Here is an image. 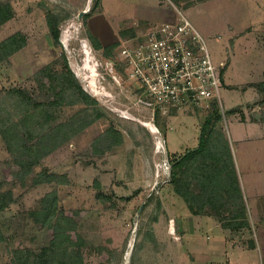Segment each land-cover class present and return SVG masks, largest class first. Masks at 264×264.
I'll return each instance as SVG.
<instances>
[{
  "label": "rangeland",
  "instance_id": "1",
  "mask_svg": "<svg viewBox=\"0 0 264 264\" xmlns=\"http://www.w3.org/2000/svg\"><path fill=\"white\" fill-rule=\"evenodd\" d=\"M97 1L0 0L13 8L10 20L0 27V43L16 36L21 46L0 62V93L26 91L35 102L46 104L42 110L50 106L51 129L63 125L30 171L17 162L22 151L0 134V193L12 195L0 214L6 237L0 242V264H30V253L40 254L51 241L62 248L82 242L85 264H264V94L249 86L264 80V0H208L190 6L172 2L203 37L214 65L229 62L220 89L221 128L229 138L248 208L250 230L239 234L223 230L215 217L190 219L187 205L174 194L162 168L167 156L175 159L199 145L205 111L181 109L172 117L157 113L154 123L165 140L141 122L152 121L147 110L134 104L132 81L121 74L120 84L107 75L97 77L105 70L96 59L112 58L93 47L85 14L81 15L90 13ZM151 1L169 19H178L171 0ZM106 4L120 28L134 20L126 14L138 15L140 9L137 0H106ZM51 13L61 18L57 40L47 22ZM126 30L129 33L120 35V43L133 37L132 30L122 31ZM83 40L95 59L86 69ZM119 50L120 46L114 56ZM68 69L96 104L68 97L57 100L61 87L56 74ZM92 80L106 89L90 88ZM234 108L237 111L230 114ZM36 111L38 120H43L41 108ZM159 140L168 152L157 150ZM53 201L57 224L43 226L46 219L39 213ZM227 234L231 241H225ZM250 241L256 243L255 249Z\"/></svg>",
  "mask_w": 264,
  "mask_h": 264
},
{
  "label": "trees",
  "instance_id": "2",
  "mask_svg": "<svg viewBox=\"0 0 264 264\" xmlns=\"http://www.w3.org/2000/svg\"><path fill=\"white\" fill-rule=\"evenodd\" d=\"M171 1L177 6L183 2L186 3V6H190L207 0ZM189 2L191 3L189 4ZM98 5L99 0L95 3L93 10L84 15L85 24H87V19L97 10ZM12 11L11 5L0 4V27L10 20ZM60 21V16L55 13H51L47 17L50 32L56 40L60 37ZM127 31H123L122 35L127 36L129 33ZM136 33L133 30L130 31V37L136 36ZM88 35L95 49L103 50L105 57H115V52L120 46L119 41L103 46L90 32ZM19 42L16 36H11L0 43V62L20 50ZM225 71L226 67L222 70L223 84L225 82ZM56 75L61 88L57 93L53 87L52 89H54L53 91L56 93L59 102L68 97L69 99L75 98V101L78 99L77 101L82 100L89 104H96V101L82 89L81 84L71 70L59 72ZM249 86L264 94V80ZM44 105L46 104L35 102L32 96L22 89H11L8 92L0 93V134L10 146L15 144L22 151V154H19L16 158L19 164L25 165L27 171L31 170L34 163L41 160V157L45 154L42 152H48L46 143L57 138L58 134L55 131L58 132L63 128V125L50 128V106L42 110ZM36 108H41V119L43 120H38L40 114L36 111ZM203 110L206 116L200 126L199 145L175 159L168 157L171 163V171L166 182L171 183L175 194L184 198L191 211L196 214L212 215L218 219L225 229L239 234L247 228L250 230V221L229 139L221 128L222 110L216 101H213L209 108H203ZM236 111L237 109L234 108L230 111V114H234ZM170 114L175 115L177 111H171ZM16 118L18 119L17 122H15ZM73 128L75 130V127ZM41 129H43L41 136L35 139V134ZM74 130L67 132L66 136H72ZM27 139L31 141L34 139V141L33 143L30 141L31 145H28ZM39 148H42V151L36 154L35 151ZM11 202L12 195L10 193H0V214L8 208ZM39 214L46 219L43 221V226L57 224L56 201L44 205ZM5 240L6 237L0 225V242ZM77 243L79 244L62 248L60 243L51 241L40 254L30 253V264H85L82 253L83 243ZM249 246L255 249L256 243L250 241ZM59 248L62 249L58 251Z\"/></svg>",
  "mask_w": 264,
  "mask_h": 264
},
{
  "label": "built area",
  "instance_id": "3",
  "mask_svg": "<svg viewBox=\"0 0 264 264\" xmlns=\"http://www.w3.org/2000/svg\"><path fill=\"white\" fill-rule=\"evenodd\" d=\"M170 3L176 9L172 1ZM177 12L176 21L151 25L142 34L121 41L114 58L96 59L97 66L105 70L103 75L98 72L97 77L106 79L107 75L114 83L120 84L118 74H121L132 81L129 87L134 89L133 102L138 109L148 111L153 123L157 113L205 109L213 101L218 102L223 112L220 89L224 85L222 70L226 63L214 65L203 37L180 10ZM87 62L85 58L84 69ZM91 75L87 74V78ZM89 86L92 88L93 85L89 83ZM95 87L106 89L97 83ZM154 125L156 131L151 132L160 137L162 133ZM156 147L159 152H165L161 140ZM165 160L162 168L169 179L171 163L168 156Z\"/></svg>",
  "mask_w": 264,
  "mask_h": 264
},
{
  "label": "crops",
  "instance_id": "4",
  "mask_svg": "<svg viewBox=\"0 0 264 264\" xmlns=\"http://www.w3.org/2000/svg\"><path fill=\"white\" fill-rule=\"evenodd\" d=\"M137 1L139 2V4H137V5L140 8V9L138 8L139 9L138 15L126 14V15H130V16L134 17V20L131 23L126 22L125 24H123L122 28H120L121 26L116 27V22H115L116 19L114 18L115 13H113V11H110L107 8L106 0H101V2L98 5L97 10L87 19V27H88L89 32L92 35H94L100 41V43L103 46H106V45L108 46V45H111L115 42H118L120 37L123 36L122 30L125 28H128L129 30H133V31L137 32L143 28L146 29L147 26L173 21V19H169L167 17V15L164 14L163 9L158 5V3L153 4V3H151L152 2L151 0H137ZM165 11H167V10L165 9ZM119 17H121V16H119ZM226 64H227L226 67H228L229 62H226ZM224 80H225V73H224ZM252 88H254V87H252ZM175 115L168 114L167 116L172 117ZM255 122H261V121H255ZM164 137H165V135H163V138ZM164 139L166 140V138H164ZM166 149H167V145H166ZM191 149H194V148H188L185 151H183L180 155L184 154L186 151L191 150ZM167 152H168V149H167ZM180 155H178V156H180ZM178 156H175V157H178ZM175 195H177V194H175ZM177 196L184 200V198L182 196H179V195H177ZM184 202L188 207V210H189V216L188 217L190 219H192V218L194 219L195 217H203V216L214 218V216H212V215L194 213L189 208V204L185 200H184ZM184 219L185 218L178 220V226H179V232L180 233H181L180 228H182V232L184 231V225H185ZM214 219L217 220V222L220 224V226L223 228V230H225L226 232H229L230 234L233 233V231H231L229 229H225L216 217ZM172 226L174 227V225H172ZM173 232H175V231H173ZM231 237H229V234H227L225 241L226 242L228 240L231 241V239H227V238H231ZM246 250H248V249H246ZM245 253L246 252H243V254H245Z\"/></svg>",
  "mask_w": 264,
  "mask_h": 264
},
{
  "label": "bare ground",
  "instance_id": "5",
  "mask_svg": "<svg viewBox=\"0 0 264 264\" xmlns=\"http://www.w3.org/2000/svg\"><path fill=\"white\" fill-rule=\"evenodd\" d=\"M67 40H68V34L66 33L65 34V41L67 42ZM82 43H83V47H82L83 52H84L85 55H87V61H89V63L87 62V67H90V63H91L90 61H91V58H92V56H91V50H89L88 43H87L86 40H83ZM92 70L94 71V70H96V68L94 66H92ZM92 84H93V86H95L96 82L94 80H92ZM143 125H145L146 127H148L152 132H155L156 131V126L152 122H145L144 121L143 122Z\"/></svg>",
  "mask_w": 264,
  "mask_h": 264
},
{
  "label": "water",
  "instance_id": "6",
  "mask_svg": "<svg viewBox=\"0 0 264 264\" xmlns=\"http://www.w3.org/2000/svg\"><path fill=\"white\" fill-rule=\"evenodd\" d=\"M84 14H86V13L85 12L81 13V15H84Z\"/></svg>",
  "mask_w": 264,
  "mask_h": 264
}]
</instances>
